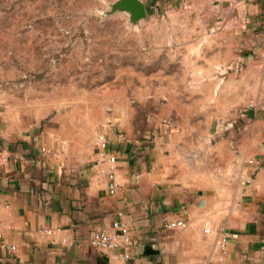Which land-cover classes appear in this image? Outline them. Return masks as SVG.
I'll return each mask as SVG.
<instances>
[{
  "label": "crops",
  "instance_id": "crops-1",
  "mask_svg": "<svg viewBox=\"0 0 264 264\" xmlns=\"http://www.w3.org/2000/svg\"><path fill=\"white\" fill-rule=\"evenodd\" d=\"M143 1L151 11L183 3L198 16L190 25L212 27L198 39L203 55L193 71L212 115L150 145L110 120L102 128L89 121L74 135H89V147L66 163L57 147L64 132L15 130L0 114V264H264V0ZM99 133L118 158L114 193ZM118 219L131 231L130 259L125 248L90 243ZM165 219L187 226L167 229ZM222 233L229 251L221 260Z\"/></svg>",
  "mask_w": 264,
  "mask_h": 264
},
{
  "label": "rangeland",
  "instance_id": "rangeland-1",
  "mask_svg": "<svg viewBox=\"0 0 264 264\" xmlns=\"http://www.w3.org/2000/svg\"><path fill=\"white\" fill-rule=\"evenodd\" d=\"M115 1L0 0V114L15 130L64 132L66 163L89 147V135L74 137L89 121L150 145L213 113L193 74L212 27L190 25L198 16L183 3L132 25L105 14Z\"/></svg>",
  "mask_w": 264,
  "mask_h": 264
},
{
  "label": "built area",
  "instance_id": "built-area-1",
  "mask_svg": "<svg viewBox=\"0 0 264 264\" xmlns=\"http://www.w3.org/2000/svg\"><path fill=\"white\" fill-rule=\"evenodd\" d=\"M242 0H230L229 5L231 7H236L239 2ZM236 16H231V20H235ZM245 25V21L243 22ZM250 108H254V104L249 105ZM96 148L98 149V157L99 162L102 163V171L106 172L109 179V190L111 193H114L118 188V182L116 179V169L118 158L115 153L109 151L110 142L106 134L99 133L96 141ZM45 151H49L45 147L43 148ZM250 163H253L254 160L250 159ZM163 225L167 229H175L186 227L187 222L179 219H165ZM47 232H51L50 229H47ZM3 235L0 233V245L2 244ZM90 243L95 248L104 249V250H115L119 248H125L124 257L126 259L131 258V252L129 251V247L132 244V236L131 231L128 224L122 220L118 219L112 223L111 230L101 229L95 230L90 235ZM228 245L229 238L226 234L221 235L219 242L220 249V259H224L228 254ZM11 249H15V246H9Z\"/></svg>",
  "mask_w": 264,
  "mask_h": 264
},
{
  "label": "water",
  "instance_id": "water-1",
  "mask_svg": "<svg viewBox=\"0 0 264 264\" xmlns=\"http://www.w3.org/2000/svg\"><path fill=\"white\" fill-rule=\"evenodd\" d=\"M117 12L127 13L129 22L132 25H137L147 18L148 7L143 0H116L105 14L111 15Z\"/></svg>",
  "mask_w": 264,
  "mask_h": 264
},
{
  "label": "trees",
  "instance_id": "trees-1",
  "mask_svg": "<svg viewBox=\"0 0 264 264\" xmlns=\"http://www.w3.org/2000/svg\"><path fill=\"white\" fill-rule=\"evenodd\" d=\"M151 11L150 8H148V12Z\"/></svg>",
  "mask_w": 264,
  "mask_h": 264
}]
</instances>
